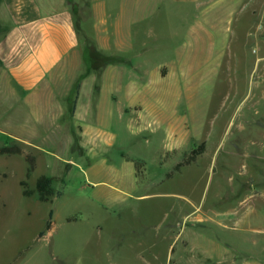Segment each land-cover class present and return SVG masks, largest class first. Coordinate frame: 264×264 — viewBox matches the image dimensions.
Returning a JSON list of instances; mask_svg holds the SVG:
<instances>
[{
  "label": "rangeland",
  "instance_id": "rangeland-1",
  "mask_svg": "<svg viewBox=\"0 0 264 264\" xmlns=\"http://www.w3.org/2000/svg\"><path fill=\"white\" fill-rule=\"evenodd\" d=\"M223 1L51 92L0 57V264H264V0Z\"/></svg>",
  "mask_w": 264,
  "mask_h": 264
},
{
  "label": "crops",
  "instance_id": "crops-1",
  "mask_svg": "<svg viewBox=\"0 0 264 264\" xmlns=\"http://www.w3.org/2000/svg\"><path fill=\"white\" fill-rule=\"evenodd\" d=\"M238 2L224 0L223 5L231 10ZM73 3L77 13L68 0H0V33L10 28L7 35L0 34V45L5 48L0 57L16 66L24 62V77H45L46 92L53 91L48 79L74 76L66 74V63H78L79 69L87 40L104 54L124 50L134 45L138 24L141 38L145 27L155 29L161 22H170L177 16L183 19L191 7L189 4L199 9L203 0H73ZM134 106H121V115L142 111ZM167 125L170 134L177 136L179 124L169 119Z\"/></svg>",
  "mask_w": 264,
  "mask_h": 264
},
{
  "label": "trees",
  "instance_id": "trees-1",
  "mask_svg": "<svg viewBox=\"0 0 264 264\" xmlns=\"http://www.w3.org/2000/svg\"><path fill=\"white\" fill-rule=\"evenodd\" d=\"M73 7L75 13H77V6L73 3V0H68ZM84 61L87 65L88 70H99L103 69L109 65H116L124 61L123 58L115 55H108L100 52L96 46L87 40L86 45L84 47ZM201 148V147H200ZM20 150L16 148H0V153L2 154H11V153H19ZM195 151L194 154L186 159L183 163L177 165L176 169L181 168L185 163H189L194 161ZM38 192L41 194V199L44 201H48L50 197L54 194L53 187H52V179L47 176H42L37 180L36 184ZM50 224H48V227Z\"/></svg>",
  "mask_w": 264,
  "mask_h": 264
}]
</instances>
